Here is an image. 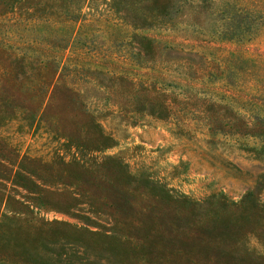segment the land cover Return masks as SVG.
<instances>
[{"label": "rangeland", "instance_id": "rangeland-1", "mask_svg": "<svg viewBox=\"0 0 264 264\" xmlns=\"http://www.w3.org/2000/svg\"><path fill=\"white\" fill-rule=\"evenodd\" d=\"M44 1L28 0L30 3L15 5L16 13L0 14V41L16 45L25 41L26 31L16 33L15 28L28 27V6ZM246 1L257 6L258 11L264 2ZM246 1L237 0L235 5ZM106 2L110 0H88L81 6L87 19L79 25L98 19L86 28L93 32L88 40L93 51H86L87 55L79 49L66 52L69 58L83 60L72 65L86 69L74 70L53 81L31 79L22 98L31 104L32 113L0 129L1 138L12 150L13 164L3 173L5 177H0V191L31 210L27 215L10 217L21 225H53L50 228L102 240L104 234L114 232L112 202L119 200L108 183L116 170L132 178L128 222L135 223L138 211L148 205L144 185L149 181L165 185L172 195L185 196L200 213L216 207L223 197L225 216H234L245 204L243 197L248 192L264 204V187L258 182L264 173V142L208 130L209 119H217L214 125L218 127L220 119L244 112L241 106L245 98L262 104L264 109V90L246 93L225 84L233 77L231 60L226 58L230 52L256 61L258 75L264 74V29L255 23L251 30L256 28L257 33L251 40L244 36L241 44L222 40L210 31L226 27L220 7L234 0H180L173 10L172 27L135 31L120 20V26L114 27L111 22L116 19L109 14ZM58 27L39 21L29 35L55 34ZM10 28L14 30L9 32L11 37L5 35ZM63 31L70 34L66 28ZM132 32L159 40L150 60L143 53L133 57V52L140 51V43ZM115 37L120 40L113 45L110 41ZM115 52L120 59L114 61L117 66L113 67ZM92 61L102 64L98 68ZM234 64L240 67L242 63ZM107 68L116 69L117 79L95 72ZM84 71L86 74L80 77ZM225 89L238 90L242 95L236 97L238 104L228 107L231 98L220 99ZM162 107H167L165 113ZM91 119L114 138L111 147L100 149L95 143L97 136L86 133L83 124H89ZM77 136L94 142L83 144ZM69 137L75 141H68ZM14 170L20 176H14ZM14 208L13 203L8 206V210ZM3 211H7L4 206ZM255 237L259 234L249 235L245 241L259 251ZM175 239L188 241L182 236Z\"/></svg>", "mask_w": 264, "mask_h": 264}, {"label": "trees", "instance_id": "trees-1", "mask_svg": "<svg viewBox=\"0 0 264 264\" xmlns=\"http://www.w3.org/2000/svg\"><path fill=\"white\" fill-rule=\"evenodd\" d=\"M26 1L28 0H0V14H14L18 9L15 5L18 3L21 5L22 2L30 3ZM87 1L46 0L43 3H34L28 6V11L25 12L28 27L15 28L16 33L26 31L25 35H28L25 41L18 45L10 41V43L0 41V129L16 119L25 120L29 117L28 113H32L31 104L22 98L23 92L29 89L27 84L31 79L53 81L74 70L86 69L83 66L72 65V62L80 64L83 60L81 57L69 58L66 52L79 49L82 55H87L86 51H93L88 42L93 32L86 31V28L98 19L79 25L80 21L87 19L81 12L82 4ZM178 1L180 0H110L106 3L109 14L116 19L111 22L114 27L120 26L118 23L120 20L136 31L154 26L172 27L173 10ZM209 1L212 3V0ZM234 1L224 3L220 7V15L226 27L219 31L212 28L210 32L212 35L217 34L222 40L241 44L244 36L248 37L247 40H251L252 35L257 33L256 28L251 30L255 23H258L262 30L264 29V4H262L264 2H261L258 11L257 6H250L246 0L239 6L235 5L237 0ZM97 13L100 14L99 11ZM105 20L108 23V19ZM257 20L260 22H256ZM39 21L46 25L55 23L60 26L57 30L61 31L58 33L56 30L55 34L31 37L29 33L36 30ZM63 28L70 30L68 36ZM13 31L10 28L5 35L11 37L9 32L14 33ZM81 35L83 39H80ZM131 35L140 43V51L133 52V57H139L143 53V56H147L150 60L154 44L159 40L154 37L147 38L136 32H132ZM117 40L120 39L115 37L110 42L115 45ZM121 43L119 41L117 45L120 46ZM115 55L112 61L113 67L117 66L114 61L120 59L117 52ZM228 57L231 60L229 65L233 77L225 81L227 88H236L246 93L264 90V74L258 75L255 70L256 61L241 59L235 52H230L226 58ZM92 62L96 63L98 68L102 64ZM234 62L242 64L238 67ZM246 64L249 66H244ZM95 72L98 75H109L111 78L117 77L115 68H107L104 72L98 69ZM79 74L82 77L86 72ZM119 75L122 76L121 72ZM238 90H226L220 99L231 98L228 107L232 103L238 104L236 97H242ZM243 101L241 109L244 112L238 111V114L231 115L232 118L220 119L218 127L214 125L217 119L211 118L208 130L246 135L264 142L262 104L246 98ZM162 109L165 113L167 107ZM90 122L83 124L87 129L86 133L94 138L97 136L95 143L100 149L111 147L114 138L105 134L99 123L93 119ZM76 139L83 144L94 142L84 141L79 136ZM68 141L75 140L69 137ZM11 157V148L0 136V177L2 178L5 177L3 173L9 171L8 166L13 165ZM119 167L121 168V165ZM13 174L20 176L15 170ZM78 179L82 180V178ZM131 179V176L123 170H116L112 180L109 183L107 181L119 202H112L114 232L104 234L106 236H103L102 240H91L75 231L50 228L53 225H21L20 221L13 217H19V214L27 215L31 210L22 202L10 197V194L0 191V264H264V204L255 201L251 192L243 197L245 202L243 207L234 216L227 217L224 214L223 197L216 207L207 208L200 213L195 205L190 206L191 203L185 196L172 195L165 185L149 181L147 186L144 185L149 203L143 210L138 211L139 218L133 223L126 220L131 208L129 203ZM258 182L264 187V173L259 176ZM12 203L15 208L8 210V206ZM3 206L7 211L1 212ZM159 207L160 210L157 209ZM255 233L259 234V237H255L257 239L255 242L261 249L259 251L249 247L248 242L245 241L249 235ZM172 234L175 237L182 236L188 241H176Z\"/></svg>", "mask_w": 264, "mask_h": 264}]
</instances>
